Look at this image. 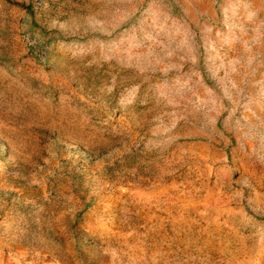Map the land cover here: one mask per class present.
<instances>
[{
    "label": "rangeland",
    "instance_id": "obj_1",
    "mask_svg": "<svg viewBox=\"0 0 264 264\" xmlns=\"http://www.w3.org/2000/svg\"><path fill=\"white\" fill-rule=\"evenodd\" d=\"M0 264H264V0H0Z\"/></svg>",
    "mask_w": 264,
    "mask_h": 264
}]
</instances>
